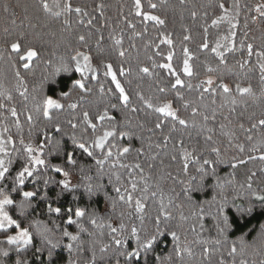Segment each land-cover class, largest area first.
I'll list each match as a JSON object with an SVG mask.
<instances>
[{"label":"trees","instance_id":"16d2710c","mask_svg":"<svg viewBox=\"0 0 264 264\" xmlns=\"http://www.w3.org/2000/svg\"><path fill=\"white\" fill-rule=\"evenodd\" d=\"M63 3V0H61ZM143 10L146 13L159 15L166 20L165 26L155 25L152 21L143 20L142 17L135 15L134 0H72L73 7H81L88 12L87 16L72 13L67 17H52L50 14L44 13L39 9L38 0H0V54L3 59L0 60V92L9 91L13 99L8 101L4 96H0V104L4 107L0 108V130L7 128L4 137L9 135L16 141L17 148L22 146L19 144V137L22 134L25 143H32L36 146L43 139L40 129L46 128L50 137H52L51 145L55 146L57 140L63 138L65 148L68 151L73 150V145L69 139L71 132L75 131L77 137L88 141L89 143L97 136L103 134L104 131L112 130L115 124L117 132L116 137L109 138L106 149L115 144L112 148L113 157L109 158L108 163L104 165V174L101 175L97 171L95 161L79 150L75 151V166L66 163L63 155L54 156L48 160L49 164H56L65 171L77 178L78 189L75 193L65 191L62 196H57L62 191L58 181L61 180V174L54 173L49 168L45 173L43 167L39 169L38 174L53 177L52 182L47 186L43 184V180L32 183L33 178H28L22 190L11 192L13 187L12 178L21 170L23 160L13 156V164L6 179L0 183V191L12 196L19 203L22 199L21 192L23 190L37 191V197L34 198L33 207L29 210L27 218L18 215L15 207H9L8 211L14 219L21 223L22 228H28L33 233L34 247L41 246V238L37 233V227L43 229L45 226L52 229L50 233L53 241H62L61 246L54 250V259L56 264H68L69 260L73 264H90L93 247L96 251V264H169L167 258L172 257L171 264H240L246 261V264H264V241L260 236V225H264V212L261 211V202L256 200L253 193L264 194V161L259 159H249L250 156L259 157L264 155V136L262 131L257 127L252 133L253 139L248 140V133L240 129L239 125L244 124V129L255 123L264 112V84L260 78V68L257 64V58L253 56L251 62L247 63L244 68L239 67V62L249 59L246 51L240 49L241 40L244 43H252L255 50L264 48V23L259 20L252 23V17L256 15L252 8L258 3H264V0H223L225 5L229 7L230 12L235 14L239 12L237 17L240 27L236 29V50L228 51L225 46L221 49L224 52L227 64H221L219 58L211 51L217 42L227 45L222 37L229 34L230 25L225 21L216 27H211L213 19L222 15L218 7L220 0H186L185 4H181L180 0H167L161 3V0H152L158 7L152 9L149 7V0H141ZM99 3L104 4L103 15L97 10ZM237 3L238 9H232V5ZM5 5L7 11H5ZM27 8V12H25ZM195 8L199 15L195 20L192 19L190 12ZM207 12V17L204 13ZM25 16L29 19H25ZM125 17L128 21L136 25L135 30L129 28L124 23ZM65 18L68 19L69 25L64 24ZM83 19L84 24H80L79 20ZM91 19L92 24L88 25L87 21ZM16 23L12 24L11 21ZM247 24V28L244 25ZM47 25V26H45ZM190 30L192 39L184 41L186 34L184 29ZM204 27H208L207 41L209 43L208 50H202L200 45L205 39ZM7 28L8 32L4 29ZM67 28V31H63ZM99 28V33L96 29ZM145 29L147 31L145 32ZM114 30V31H113ZM245 32L247 38L245 39ZM23 33L25 40L22 41V49H26L29 45L35 47L40 56L32 62V69L26 71L23 69V61L19 60V54L12 53L10 42L19 34ZM142 33V35H135ZM85 35L89 39L91 47H81L77 43L78 35ZM103 35L104 56H100L95 48V41L99 35ZM123 36V48L126 50V57L121 58L117 54V47L114 44L113 37ZM167 35L173 40L172 51L174 52L172 64L173 67L181 74V78L185 84H191L188 87L180 88L178 91L184 96L185 101L191 102V107L185 109L183 102L176 96V91L171 85L174 83V77L169 75L166 69L159 67L153 68L151 56L157 64L166 62V55L170 51L168 45L160 44L163 36ZM159 44L160 55L156 54L154 46L146 47L149 44ZM71 44L72 47H68ZM135 47H132V45ZM188 47L192 54L189 63L192 65L194 75L188 77L183 74V48ZM78 48L80 51L88 53L93 57V64L99 68V78L85 81L86 86L91 88V95L80 99L81 93L78 89H73L71 84L75 79H80L79 73L68 74L61 73L55 75L56 68L62 63L68 62L73 54V49ZM7 49V51H5ZM11 62H15L20 69L21 75L24 77L28 88V99L25 100L16 90V81L14 78V70ZM48 61H51L49 64ZM101 61L110 62L114 69L123 64L125 68L131 67V74L128 76H118L126 92L130 96V107H123L121 101L117 98L118 93L115 91V85L111 82L110 77L104 76V69ZM149 67L152 75H147L139 71L141 67ZM217 69L208 72V68ZM209 77L214 81L211 86L215 91V95L204 92L203 82ZM131 81V83H129ZM227 84L233 89L232 93L224 94L218 86ZM241 87L251 86L255 96H243L235 91L236 85ZM105 89V94L99 92L100 86ZM203 85V87H202ZM42 86V87H41ZM159 87H165L167 92L160 93ZM112 89L113 93L108 94V89ZM33 89L39 91L33 92ZM62 92H69L68 99H64ZM143 93L146 99H151L154 106L171 102L173 109L178 111V115L188 120L189 127L184 128L170 117H163L156 113L153 109L146 107L144 101H141L137 93ZM201 94L204 99L201 100ZM36 97L34 100L33 97ZM45 97H51L65 105L61 111L52 110V114L59 122L62 133L55 132L51 123L48 122L41 112H37L36 108L42 105ZM235 97L237 103L232 105L229 101ZM215 100V104L212 101ZM77 103L75 110L68 108V104ZM110 104H116L117 109H112ZM15 107L19 114L18 129L16 119L12 117L9 109ZM131 107H135L137 111L132 112ZM192 107L199 108L201 115L192 117ZM108 108L110 115L116 116V121H104L103 125L96 120L103 110ZM33 115L32 125L33 131L29 134L31 126L26 120L27 112ZM87 111L95 123H97L96 132L93 133L89 129L86 133L81 130L87 125L83 122L82 113ZM215 113V119H211ZM203 115H208V121L203 120ZM75 119L73 120V118ZM69 120L79 124V128L73 130L68 123ZM130 123H124V121ZM163 121L160 129L155 128L157 122ZM176 124V130L172 131V125ZM195 123V127L192 124ZM143 124L144 127H140ZM221 125L224 127L222 128ZM208 128L213 131L209 133ZM151 129V131H150ZM121 132L131 134V139L125 136L119 138ZM212 135V140L205 139L206 136ZM165 137L168 142L165 145ZM183 141V146L179 143ZM243 147L244 151H240L237 146ZM123 147H130L132 151L126 156H120V163L128 167L121 168L119 164L112 167L115 158L122 151ZM213 147L219 148L223 164L216 165V175L219 177L217 185L215 178L211 175V166H205L209 172V178L205 181V191L193 193L192 200H188L184 192L185 186L188 184L192 176L197 177V181H193V186L198 185L200 173L197 172L196 158L202 161L204 158L216 159V154L211 151ZM136 149H141L137 152ZM255 149V150H254ZM8 150L12 151L11 145ZM51 149L45 151L47 152ZM192 152L189 157L188 175L183 172V163L185 152ZM94 154L101 155L100 149H95ZM23 155V153H22ZM175 157L173 159L172 157ZM240 160L247 161L240 164ZM231 163H237L238 167L232 168ZM136 164H140L143 168H135ZM83 168L84 171L80 169ZM255 172L252 177V188H247L248 177ZM119 174L120 181L115 176ZM111 178V183L109 179ZM137 183L136 191L131 188V181ZM183 180L184 184L180 181ZM103 183L106 185L107 192L112 199L117 200L115 211L111 209V201L106 199L103 194L89 198L85 192L88 184L96 185ZM147 184L148 192H144V186ZM243 185V187H241ZM113 186L121 187V193L127 196L131 194L133 204L128 205L117 199L118 194L114 191ZM47 192L46 199L39 197ZM156 192V196L151 193ZM218 200L224 196L229 198L230 203L234 197L239 196L234 203L247 207L249 204L255 206V211L251 216L245 214L240 216L236 212V208L231 209V216L235 218L237 223L228 229L226 234L221 235L215 228L213 215L215 214V205L209 206L206 201H212L213 197ZM161 197L167 211L172 215V219L167 221L168 228L177 232L180 237L179 242L174 241L170 235L160 237L154 245V250L142 255L139 261L127 262L125 256L121 253L134 251L136 249L135 239H131L127 244L117 248L112 241V236L108 227L111 224L117 229L123 224L126 231L122 233L123 237H128L130 229L135 226L141 231V236L145 232L152 231L153 218L160 210ZM140 199L146 205L143 213L145 219L143 224L139 217L141 213L135 210V200ZM51 204L54 208H61V215L56 216L55 213H49L47 206ZM203 206L205 215L203 220L193 215L194 208ZM71 208L73 213L76 210H84L86 215L80 221L86 232H81L75 225L66 224V217L69 215L67 210ZM121 213L123 217L121 218ZM184 219H181V217ZM96 218L97 225L91 224L90 219ZM73 219L75 216L73 215ZM60 225V230L55 225ZM201 224L204 225L201 228ZM67 228L75 235H79L83 248L80 251L70 253L64 246L67 243H73L74 249L79 242L69 241L61 236V230ZM195 228V231L192 229ZM16 229L9 230L7 234L0 233V240L6 241L10 233L16 232ZM88 232L93 233L92 236ZM244 237L245 247L241 251L240 238ZM219 241V243H216ZM206 242V243H205ZM177 243L182 256L176 254ZM109 244L111 247L104 254L99 249L101 245ZM233 245L237 247V254L229 255ZM8 247L5 243L2 245ZM190 250V254H189ZM13 253V257L15 256ZM102 257V258H101ZM27 258L31 264H48L47 247L43 254L33 255V249L27 252ZM3 259V258H0Z\"/></svg>","mask_w":264,"mask_h":264},{"label":"snow or ice","instance_id":"6c2138e0","mask_svg":"<svg viewBox=\"0 0 264 264\" xmlns=\"http://www.w3.org/2000/svg\"><path fill=\"white\" fill-rule=\"evenodd\" d=\"M167 0H161V3H166ZM181 4H185L186 0H180ZM40 10H42L44 13L50 14L52 17H61L68 15H71L72 13L80 14L82 16H87L88 12L85 11V9L81 7H73L72 0H63V3L61 0H38V5ZM97 10L100 11V14L103 15V9L104 4L99 3L97 6ZM149 7L152 9H156L158 5L156 3H152V0H149ZM218 7L222 12V15H220L218 18L213 19L211 22V27H216L220 25L222 22H227L230 25L229 28V34L222 37V40L227 42V45L217 42L215 44V47L211 49L212 52L215 53V55L219 58V61L221 64L226 65L227 61L225 60L224 52L221 51L222 48L225 46L228 47V51H235L236 50V29L240 27L239 21L237 17L239 16V12L235 11V14L233 15L232 12H230L229 7L225 5L223 0H220L218 3ZM239 5L237 3H234L232 5V9H238ZM134 9H135V15L142 17L143 20L146 21H152L155 23V25L159 26H165L166 20L161 18L159 15H153L150 13H146L143 10V4L141 0H134ZM7 6L5 5V11H7ZM252 11L256 13L255 16L252 17V23H256L258 20L261 23H264V3H258L253 8ZM25 12H27V8H25ZM190 15L193 20L196 19V17L199 15L197 10L193 8L190 12ZM204 16L207 17V12L204 13ZM25 19H29V17L25 16ZM124 23L127 24V26L133 30H135L136 25L131 23L127 20L125 17ZM12 24H15L16 21L12 20ZM80 24H84L85 21L83 19L79 20ZM88 25L92 24V20L89 19L87 21ZM65 25H69V21L67 18L64 20ZM47 26V25H45ZM247 24L244 25L245 28H247ZM70 27V25H69ZM5 32H8V29H4ZM63 31H67V28H65ZM96 31L99 33L100 29L97 28ZM114 31V30H113ZM147 29H145V32ZM185 35L183 37L184 41H190L192 39L190 35V30L185 27L184 29ZM205 34V39L203 43L200 45L202 50H208L209 49V43L207 41V33H208V27H204L203 29ZM135 35L139 36L142 35V33H135ZM114 38V44L117 47V54L121 58L126 57V50L123 48V36L119 37H113ZM247 38V32H245V39ZM77 43L81 47H91L90 41L88 38H86L85 35L81 34L77 36ZM25 40V36L23 33L19 34L15 39H13L10 42V49L12 53L19 54V60L23 61L22 67L26 71H30L32 69V62L39 58L40 53L39 51L29 45L26 49H22V41ZM104 41L103 35H99L98 38L95 41V48L100 56L105 55V51L102 47ZM173 40L167 36L164 35L163 39L160 40V44H166L168 45L170 51L167 53L165 59V63L157 64L156 61L150 56L149 60L152 61V67L156 68H162L166 69L169 75L173 76L174 83L171 85L172 89L177 90L176 96L183 102V107L185 109H188L191 107V102L185 101L184 96L178 91L180 88L188 87L191 89V84H185V81L181 78V74L177 72V70L173 67L172 60L174 56V52L171 50L173 46ZM154 46L156 48V54L160 55L159 50V44L152 45L151 43L149 45H146V47ZM68 47H72L71 44L68 45ZM132 47H135L133 44ZM240 49L245 50L247 57L249 59L244 60L242 62H239V67L244 68L247 63L251 62V58L255 56L257 58V64L260 68V78L262 84H264V48L261 50H255L254 51V45L252 43H244V40H241ZM7 51V49H5ZM183 54L185 59L183 60V74L192 77L194 75L192 65L189 63V61L193 58L190 50L188 47L183 48ZM3 54H0V60H2ZM9 61L11 62V57L9 56ZM50 64L51 61H48ZM12 68L14 70V78L16 81V90L19 92V95L23 97L25 100L28 99V88L26 86L24 77L21 75L20 69L16 66L15 62H11ZM101 64L103 65L104 69V76L110 77L111 82L115 85V91L118 93V99L121 101L123 107L128 108L130 107V96L126 92L125 87L122 85L120 79L118 76H128L131 74V67L125 68L123 64L119 65L117 68L114 69L113 64L110 62H104L101 61ZM208 72L216 71L217 69H213L212 67H209ZM140 72L152 75V72L149 67H141L139 69ZM68 73L74 75V73L80 74V79H75L74 83L71 84V87L73 89H78L79 92L82 94L80 99H84L85 97L91 95V88L86 86L85 81L89 80V78L96 80L99 78L100 72L99 68L93 64V57L92 55L80 51L78 48L73 49V54L70 56L69 61L62 63L60 67L56 68L55 75L59 76L61 73ZM131 83V81H129ZM214 81L209 77L206 81L203 82V85H207L206 87H203L204 92H209L213 95H215V91L212 89ZM42 87V86H41ZM220 89H222V92L224 94H230L232 93L233 89L229 88L227 84H220L218 86ZM39 91L38 89H33V92ZM158 91L160 93L167 92V89L165 87H159ZM235 91L240 94L241 97L243 96H251L254 97L255 93L251 86L247 87H241L239 84L236 85ZM99 92L103 95L105 94V89L101 85L99 88ZM113 90L110 88L108 89V94H112ZM61 95L64 99H68L70 96L69 92H62ZM137 95L139 96L141 101H144L146 104V107L149 109H153L154 112L161 114L163 117H170L173 121L177 122L179 125L183 126L184 128L189 127V122L186 119L181 118L178 115V111L173 109L171 102L163 103L159 106H154L151 102V99H146L143 93L138 92ZM0 96H4L8 101H11L13 99L12 95L9 91H3L0 92ZM33 99L35 100L36 97L34 96ZM201 100L204 99L203 94H201L200 97ZM232 105H235L237 103V100L235 97H232L229 101ZM213 104H215V100L212 101ZM4 105L0 104V108H3ZM65 107L64 104L58 102L56 99L51 97H45L42 101V105L40 107L36 108L37 112H41L42 116L51 123L52 127L55 129V132L62 133L63 129L61 128V125L59 122H56V118L52 114V110L61 111ZM78 104L77 103H70L68 104V108L75 110L77 109ZM110 107L112 109H117L116 104H110ZM11 112L12 117L16 119V126L18 129H21V125L19 124V114L15 107L9 109ZM131 111L135 112L137 109L135 107H131ZM83 115V122L85 125H87L86 128L82 129V132H87L89 129L93 133L96 132L97 129V123L93 121V119L90 117L89 113L87 111H84L82 113ZM191 115L192 117H196L198 115H201L199 108L192 107L191 109ZM203 120L206 122L210 119L208 115H203ZM75 117L73 118V120ZM211 119H215V113H213ZM26 120L31 125L28 129L29 134L32 133L34 125H32L33 121V115L29 111L26 114ZM73 120H69L68 123L71 125V128L73 130L78 129L80 126L79 124L73 122ZM96 120L100 122L101 125H103L104 121H116L115 115H110L108 108H105L102 112V114H99L96 117ZM124 123H130V121L125 120ZM163 121L157 122L155 124L156 129H160L162 127ZM261 130H264V112L261 113V116L259 119L256 120L255 123H252L251 126L247 129H244V124L241 123L239 125L240 129L245 130L248 135L247 139L252 140L253 136L252 133L257 127ZM140 127H144L143 124L140 125ZM192 127H195V123L192 124ZM223 128L224 126L221 125ZM176 130V124L174 123L172 125V131ZM8 129L4 128L3 130H0V183H3V181L6 179V174L9 173L10 167L13 164V156H16L18 158H21L23 160V163L21 165V170L17 172V174L12 178L13 187L11 189V192H17L18 190H22L23 186L25 185V182L28 180V178H33L32 183L35 184L37 181L43 180V184L45 186V189L47 186L52 182L53 177L51 176H41L38 174L39 169L43 167V171L47 173L49 171V168L52 172L61 174L65 179H62L58 181V183L61 186L62 191L57 194V196H62L65 191L75 193L78 189V186H71V182L67 179L69 173L64 170V168L56 165V164H49L48 160L51 157L54 156H61L63 155L65 158V161L67 164L75 166L77 164V160L75 159V151L79 150L81 153L86 154L88 157H91L95 161V166L97 167L98 173L101 175V177L104 174V165L108 163L109 158L113 157V151L112 148H115V144H111L106 149V144L109 143V138L116 137L118 134L115 130V124H113L112 130L104 131L102 135L97 136L95 139H93L90 143L88 141H85L83 139H80L77 137V134L75 131L71 132L69 135V139L72 142L73 150L68 151L65 148L63 138L60 140H57L55 143V146L52 147L51 140L52 137L49 136L46 128L40 129V134L42 135L43 139L39 144L36 146H33L32 143H25V140L23 138V135L21 134L19 137V144L22 146L21 148H17L16 141L13 140V138L9 135L7 138L4 137V133L7 132ZM151 131V129H150ZM207 131L211 133L213 130L211 128H208ZM262 136H264V131L261 133ZM125 136H128L129 139H131V134L128 132H121L119 134V138L123 139ZM206 140L211 141L212 135H208L205 137ZM168 142V137H165L164 143L165 145ZM181 146H183V141L181 140L179 142ZM8 145H11L12 151L8 150ZM240 148V151H244L243 147L237 145ZM47 149H51L47 152V156L45 155V151ZM95 149L101 150V155L97 156L94 154ZM255 150V149H254ZM132 151L130 147H123L122 151L119 152V155L115 158V163H113L112 167H115L116 164H119L121 168L128 167L125 164L120 163V156H126ZM136 151L139 153L142 150L136 149ZM212 152L216 154V159H208L204 158L202 161L199 157L196 158V163L198 165L197 172L200 173V176L198 178V185L193 186V181H197L196 176H192L188 182V184L184 188V192L186 193L187 199L192 200L193 193L197 192H203L205 191L206 185L205 181L209 178V172L206 170L205 166H211V175L213 178H215L217 185L219 184V177L216 175V165L217 164H223L224 160L221 158L220 149L213 147L211 149ZM23 153V155H22ZM192 152H185L184 155V163H183V172L185 175H188V169H189V157L192 156ZM175 159V157H172ZM249 159H259L261 161H264V155H261L259 157L250 156ZM245 160H240L239 163L243 164L246 163ZM232 168L238 167L237 163H231L230 165ZM135 168L140 169L141 173L143 172V168L140 164H136ZM81 171H84L83 168L80 169ZM256 175L255 172L251 174V176L248 177V183L247 188H252V177ZM117 181H120L119 174H116L115 176ZM109 183H111V178L109 179ZM181 184H184V181H180ZM114 191L118 194L117 199L119 201L125 202L128 205L133 204V197L131 194H128L125 196L121 193V187L119 186H113ZM243 187V185H241ZM131 188L133 191H136L137 189V183L135 180L131 181ZM144 192H148V186L145 184ZM85 192L89 196V198L93 196H99L103 194L106 199L111 201V209L112 211H115L117 206V200L112 199L108 192L106 185L103 183H98L96 185L88 184L85 187ZM22 199L17 203L11 195L0 191V233L7 234L9 230L16 229L19 230L18 234L16 235H8L6 241L0 240V264H31L30 260L27 258V252L29 249H33V255L36 254H43L47 247V257H48V264H56L54 259V250L61 246L62 241L56 240L53 241L51 238L50 233H52V229L48 227H44L43 229H40L37 227V233L41 238V246L40 247H34V239H33V233L29 231L28 228H22L21 223L14 219L12 215H10L8 208L9 207H15L18 211V215L22 218H27L29 215V210L33 207V201L34 198L37 197V191L32 190H23L21 192ZM152 196H156V192L151 193ZM253 196L256 200L261 202V211L264 212V194H257L253 193ZM40 199H46L47 198V192L45 191V194L39 197ZM236 199H239V196L234 197L233 201L230 203L229 198L227 196L222 197L221 199H217L215 196L212 198V201H206L205 203L208 204L210 207L215 205V214L213 215V220L215 221V228L217 229V232L221 235L226 234L227 230L233 227L234 223H237L234 217L231 216V209L233 207L236 208V212L240 214V216H243L245 214L251 216L253 212L255 211V206L252 204H249L247 207H244L243 205H236L234 201ZM146 205L141 202L140 199L135 200V210L138 213H141L139 219L141 223L144 222V215ZM48 212L55 213L56 216L61 215V208L59 207H53L51 204L47 206ZM69 215L66 217V224L69 226L75 225L77 228L80 229L81 232H86L87 229L84 228L83 224L80 222L85 217L86 213L84 210H76L73 213V210L69 208L67 210ZM73 215L75 216V219H73ZM193 215L197 216L199 219L203 220L205 215V208L203 206H198L194 208ZM123 217V213H121V218ZM172 219V215L169 211L166 210L165 205L163 203V198L161 197L160 202V210L158 214L153 218L152 223V231L151 232H145L143 236H141V231L138 230L135 226H133L130 229V233L128 237H123L122 233L126 231L123 224L120 225V228L117 229L116 227H113L111 224L108 225V227L111 229V233H114L116 235L112 236V241L115 244L117 248H120L122 245L127 244V242L131 239H135L136 242V249L134 251H128L126 253L122 252L121 254L125 256V259L127 262H133V261H139L142 258V255L146 256L148 252L154 250V245H156L158 239L160 237H163L165 235H170L174 241L179 242L180 237L178 236L177 232L174 230H171L168 228L166 222L170 221ZM181 219H184L182 216ZM90 222L92 225H97L96 218H91ZM201 228L204 227L203 224L200 225ZM55 228L57 230H60V225H55ZM195 231V228L192 229ZM89 236H92L93 233L88 232ZM61 236L67 238L69 241L72 242H79L78 246L74 249L73 243H67L64 245L70 253L73 251H80L83 248V243L81 242V238L79 235L73 234L71 231H69L67 228H63L61 230ZM260 236L261 240L264 241V225H260ZM7 244L8 247H4L2 245ZM206 243V242H205ZM216 243H219V241H216ZM240 246L241 251H243L245 247V240L242 236L240 238ZM111 247L109 244L101 245L99 251L101 254H104L108 251V249ZM15 252V256L13 257V253ZM176 254L178 256H182V252L179 250V244L177 243V251ZM190 254V250H189ZM237 254V247L236 245H233L231 248V251L229 255H235ZM102 258V257H101ZM169 264L172 262V257L169 256L167 258ZM97 262V256L95 248L93 247L92 250V257L90 264H96ZM68 264H73V261L69 260ZM78 264V262H76ZM221 264H223V261H221ZM240 264H246V261H241Z\"/></svg>","mask_w":264,"mask_h":264},{"label":"rangeland","instance_id":"374dc122","mask_svg":"<svg viewBox=\"0 0 264 264\" xmlns=\"http://www.w3.org/2000/svg\"><path fill=\"white\" fill-rule=\"evenodd\" d=\"M62 179H65V177H63V176L61 175V180H62ZM67 179L71 182V186H76V185H77V178H76V177H74V176H72V175H68ZM18 231H19V230H17V231L14 232V233H10L9 235H16V234H18Z\"/></svg>","mask_w":264,"mask_h":264}]
</instances>
